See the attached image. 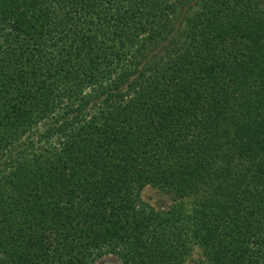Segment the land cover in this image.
<instances>
[{
    "label": "trees",
    "instance_id": "obj_1",
    "mask_svg": "<svg viewBox=\"0 0 264 264\" xmlns=\"http://www.w3.org/2000/svg\"><path fill=\"white\" fill-rule=\"evenodd\" d=\"M194 250L264 264V0H0V264Z\"/></svg>",
    "mask_w": 264,
    "mask_h": 264
},
{
    "label": "rangeland",
    "instance_id": "obj_2",
    "mask_svg": "<svg viewBox=\"0 0 264 264\" xmlns=\"http://www.w3.org/2000/svg\"><path fill=\"white\" fill-rule=\"evenodd\" d=\"M141 199L148 205L158 210H165L169 207L170 199L167 195L159 192L151 186L145 187L141 191ZM119 259L114 255L107 254L96 261V264H118ZM184 264H201L199 251L194 250V253L187 258Z\"/></svg>",
    "mask_w": 264,
    "mask_h": 264
}]
</instances>
